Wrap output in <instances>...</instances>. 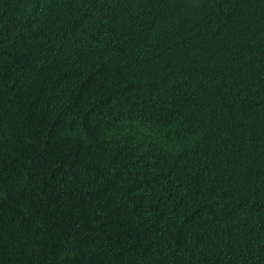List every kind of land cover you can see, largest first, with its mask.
I'll list each match as a JSON object with an SVG mask.
<instances>
[{"label": "trees", "instance_id": "obj_1", "mask_svg": "<svg viewBox=\"0 0 264 264\" xmlns=\"http://www.w3.org/2000/svg\"><path fill=\"white\" fill-rule=\"evenodd\" d=\"M0 264H264V0H0Z\"/></svg>", "mask_w": 264, "mask_h": 264}, {"label": "bare ground", "instance_id": "obj_2", "mask_svg": "<svg viewBox=\"0 0 264 264\" xmlns=\"http://www.w3.org/2000/svg\"><path fill=\"white\" fill-rule=\"evenodd\" d=\"M219 134V133H218ZM216 135V134H215ZM227 138V137H226ZM223 139V138H222ZM229 139V138H228ZM230 140V139H229Z\"/></svg>", "mask_w": 264, "mask_h": 264}]
</instances>
